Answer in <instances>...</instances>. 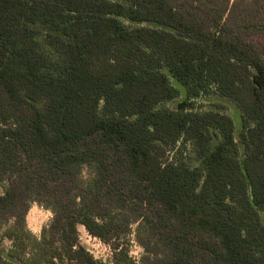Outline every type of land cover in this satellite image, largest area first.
<instances>
[{"label": "trees", "instance_id": "trees-1", "mask_svg": "<svg viewBox=\"0 0 264 264\" xmlns=\"http://www.w3.org/2000/svg\"><path fill=\"white\" fill-rule=\"evenodd\" d=\"M230 1L0 0V264H264V23Z\"/></svg>", "mask_w": 264, "mask_h": 264}, {"label": "rangeland", "instance_id": "rangeland-1", "mask_svg": "<svg viewBox=\"0 0 264 264\" xmlns=\"http://www.w3.org/2000/svg\"><path fill=\"white\" fill-rule=\"evenodd\" d=\"M235 0H231L228 4L229 9L234 4ZM244 1L246 5L249 4H258L260 5V11L256 15V18L253 17L252 19L264 23V0H259L260 2H254L255 0H241ZM222 2V0H220ZM226 4V2H224ZM227 17V16H226ZM233 20L234 21L237 17L236 14H233ZM210 99L205 101L209 102ZM223 104L226 106L225 112L229 116L233 117L237 127L239 128L241 125V119H240V113L238 112L237 108L233 103L230 102H223ZM174 106V104H171ZM93 177V173L90 168H84L82 171V178L85 181L90 180ZM52 213L50 210H47L37 204H33L31 206V209L27 215L26 222L27 227L29 231L37 238L41 237V233L44 227H46L52 220ZM136 228L137 224H133L132 226V232L129 236V252L130 256H132L133 260L138 263L141 258L144 256V250L143 248L138 244L136 240ZM80 232V241L81 244L94 256V258L98 260H102L103 262L109 263L111 261L112 257V250L111 248L102 243L100 240H94L92 236H90L84 227H79ZM10 243L5 242L2 245H0V250L4 253L5 257L8 258V251L10 249ZM15 264H19L18 262H15Z\"/></svg>", "mask_w": 264, "mask_h": 264}, {"label": "water", "instance_id": "water-1", "mask_svg": "<svg viewBox=\"0 0 264 264\" xmlns=\"http://www.w3.org/2000/svg\"><path fill=\"white\" fill-rule=\"evenodd\" d=\"M170 80H171V83L175 86V88L181 93L182 99H185L187 96L186 88L173 77H170Z\"/></svg>", "mask_w": 264, "mask_h": 264}, {"label": "built area", "instance_id": "built-area-1", "mask_svg": "<svg viewBox=\"0 0 264 264\" xmlns=\"http://www.w3.org/2000/svg\"><path fill=\"white\" fill-rule=\"evenodd\" d=\"M94 240H97L96 238H94Z\"/></svg>", "mask_w": 264, "mask_h": 264}]
</instances>
